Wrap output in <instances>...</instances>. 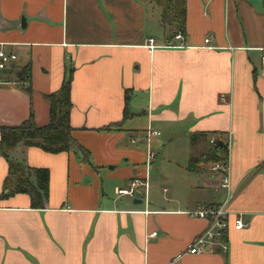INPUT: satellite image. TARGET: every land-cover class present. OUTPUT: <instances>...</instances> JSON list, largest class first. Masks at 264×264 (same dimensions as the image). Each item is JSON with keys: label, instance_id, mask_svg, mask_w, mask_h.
<instances>
[{"label": "crops", "instance_id": "obj_1", "mask_svg": "<svg viewBox=\"0 0 264 264\" xmlns=\"http://www.w3.org/2000/svg\"><path fill=\"white\" fill-rule=\"evenodd\" d=\"M185 7L180 41L157 33L164 23L147 0H0V44L16 55L0 69V124L30 113L46 124V95L70 77L71 133L90 153L85 162L73 151L26 148L29 166L49 170L48 203L0 199V264H264V0ZM149 128L159 134L147 142ZM193 133L206 137L192 145ZM180 134L185 165L154 154ZM212 137L227 147L229 189L221 172L196 167L203 161L189 166ZM6 174L0 156V191ZM133 178L148 184L136 204L116 193ZM223 202L227 250L189 253L206 221L185 212Z\"/></svg>", "mask_w": 264, "mask_h": 264}, {"label": "trees", "instance_id": "obj_2", "mask_svg": "<svg viewBox=\"0 0 264 264\" xmlns=\"http://www.w3.org/2000/svg\"><path fill=\"white\" fill-rule=\"evenodd\" d=\"M147 3L159 10L162 22H167L170 27L168 39L173 38L176 32L184 35L185 0H147ZM70 90L71 79L67 77L57 91L46 95L49 103V119L44 125H37L31 113L19 124H0V156L7 163V174L2 181L0 199L23 193L28 195L31 208H46L49 195V170L46 167H32L26 163L25 150L30 146L38 147L48 153L73 151L80 155L83 161L89 162V151L71 133ZM127 116L125 108L123 118ZM205 134L193 133L190 136L191 144L195 145L198 137L205 138ZM19 147L20 158L13 159L12 153ZM198 160L225 163L227 161L226 144L221 139H215L199 158L190 155L189 166L191 167Z\"/></svg>", "mask_w": 264, "mask_h": 264}, {"label": "built area", "instance_id": "obj_3", "mask_svg": "<svg viewBox=\"0 0 264 264\" xmlns=\"http://www.w3.org/2000/svg\"><path fill=\"white\" fill-rule=\"evenodd\" d=\"M176 40H183V34L176 32L173 36ZM209 37L204 39L205 42H209ZM149 49L155 47L154 40L149 38L147 40ZM16 59V55L12 52H7L0 44V69H3L9 65L10 62ZM261 67L264 69V55L261 57ZM159 132L152 129H147L145 139L149 142L152 136L158 135ZM215 139L212 137L210 143H214ZM154 158L153 152L148 149L146 155V164L150 166L152 159ZM212 171L221 172L220 185L226 189H229L230 183L228 178V164L215 163L211 165ZM146 180L143 181L139 178H133L128 187L116 189V193L119 195H129L134 197L135 191H139L140 187L147 189ZM140 192V191H139ZM141 193V192H140ZM189 217L200 218L206 221V227L199 233L189 245L187 251L189 253H202L208 249L210 244H218L220 250L225 252L227 250V242L225 240L226 232L229 226V216L231 212L227 209L225 202L221 204H200L194 209L185 212ZM232 225L235 229H241L245 226L240 213L233 214ZM156 232H152L150 235H155Z\"/></svg>", "mask_w": 264, "mask_h": 264}, {"label": "rangeland", "instance_id": "obj_4", "mask_svg": "<svg viewBox=\"0 0 264 264\" xmlns=\"http://www.w3.org/2000/svg\"><path fill=\"white\" fill-rule=\"evenodd\" d=\"M170 27L168 26L167 22L164 23V26L162 27V30H159L157 33H161L163 31H165V33L169 34V30ZM159 36V35H158ZM206 149L208 146H210V144L207 142L206 144ZM165 147V148H164ZM205 149V150H206ZM162 151L165 152V156L167 158H171L174 156L175 160H178L177 162L181 163V166L185 165L186 160H187V155H188V141L187 140H183L181 139V134L177 135V137H175V139L171 142H169L166 146H162L161 144H159V146H157L156 148L153 149L154 154L157 157H161L162 155ZM215 163H221V162H210V161H206V162H199L196 164L197 168H209L210 171H212L210 169L211 165L215 164ZM173 167V166H170ZM108 165L107 167H104V170L102 171L103 174H106L108 172ZM169 172H173L172 169H169ZM101 174V173H100ZM104 183H107L106 181ZM111 186V192L113 194V184L108 183ZM176 189V187H175ZM167 194H170L167 193Z\"/></svg>", "mask_w": 264, "mask_h": 264}, {"label": "water", "instance_id": "obj_5", "mask_svg": "<svg viewBox=\"0 0 264 264\" xmlns=\"http://www.w3.org/2000/svg\"><path fill=\"white\" fill-rule=\"evenodd\" d=\"M219 144H221V143H219ZM140 196H141V193H140L139 191H135V193H134V198H135V199H134V203H135V204L141 202V199H139Z\"/></svg>", "mask_w": 264, "mask_h": 264}]
</instances>
